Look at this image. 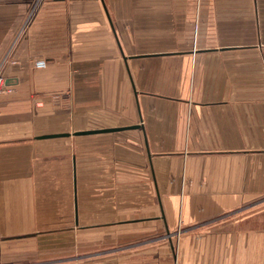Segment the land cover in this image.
<instances>
[{
  "label": "crops",
  "instance_id": "obj_1",
  "mask_svg": "<svg viewBox=\"0 0 264 264\" xmlns=\"http://www.w3.org/2000/svg\"><path fill=\"white\" fill-rule=\"evenodd\" d=\"M0 74L1 253L264 264V0L0 2Z\"/></svg>",
  "mask_w": 264,
  "mask_h": 264
},
{
  "label": "rangeland",
  "instance_id": "obj_2",
  "mask_svg": "<svg viewBox=\"0 0 264 264\" xmlns=\"http://www.w3.org/2000/svg\"><path fill=\"white\" fill-rule=\"evenodd\" d=\"M8 1L13 0H0V2ZM33 1L35 0H27V2L32 3ZM0 78L4 79L7 84L4 75L0 74ZM43 240L44 242L26 239L4 243L0 264H43L47 262H50L49 264H141V258L134 253V250L124 251L116 255L113 253L102 254L104 241L103 245L102 240L100 244L98 235H95L90 241H84L82 234H76L73 242L68 244L64 237L52 239L48 237L43 238ZM173 240L177 250L178 232ZM107 248H109V244Z\"/></svg>",
  "mask_w": 264,
  "mask_h": 264
},
{
  "label": "water",
  "instance_id": "obj_3",
  "mask_svg": "<svg viewBox=\"0 0 264 264\" xmlns=\"http://www.w3.org/2000/svg\"><path fill=\"white\" fill-rule=\"evenodd\" d=\"M138 126H126V127H115V128H104V129H98V130H88V131H81V132H75L73 134L70 133H60V134H52V135H44L41 138H57V137H69L71 135L73 136H82V135H93V134H101V133H115L120 131H125L129 129L137 128ZM78 209L77 204V198H76V212ZM1 255V250H0Z\"/></svg>",
  "mask_w": 264,
  "mask_h": 264
},
{
  "label": "built area",
  "instance_id": "obj_4",
  "mask_svg": "<svg viewBox=\"0 0 264 264\" xmlns=\"http://www.w3.org/2000/svg\"><path fill=\"white\" fill-rule=\"evenodd\" d=\"M34 67L36 69H44L47 67V61L45 59L35 60ZM1 92H8L6 81H4L2 78H0V93Z\"/></svg>",
  "mask_w": 264,
  "mask_h": 264
}]
</instances>
